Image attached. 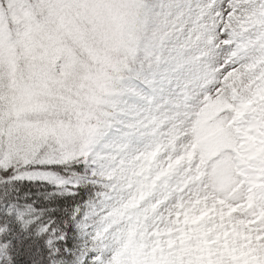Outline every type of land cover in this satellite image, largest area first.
<instances>
[{
    "label": "snow or ice",
    "instance_id": "1",
    "mask_svg": "<svg viewBox=\"0 0 264 264\" xmlns=\"http://www.w3.org/2000/svg\"><path fill=\"white\" fill-rule=\"evenodd\" d=\"M0 264H264V0H0Z\"/></svg>",
    "mask_w": 264,
    "mask_h": 264
}]
</instances>
